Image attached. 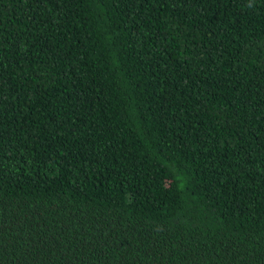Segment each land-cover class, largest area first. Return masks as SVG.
Wrapping results in <instances>:
<instances>
[{
	"label": "trees",
	"instance_id": "obj_1",
	"mask_svg": "<svg viewBox=\"0 0 264 264\" xmlns=\"http://www.w3.org/2000/svg\"><path fill=\"white\" fill-rule=\"evenodd\" d=\"M0 264H264V0H0Z\"/></svg>",
	"mask_w": 264,
	"mask_h": 264
}]
</instances>
